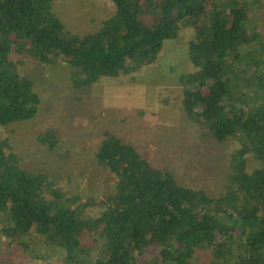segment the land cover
Listing matches in <instances>:
<instances>
[{
	"label": "trees",
	"instance_id": "trees-1",
	"mask_svg": "<svg viewBox=\"0 0 264 264\" xmlns=\"http://www.w3.org/2000/svg\"><path fill=\"white\" fill-rule=\"evenodd\" d=\"M112 2L115 12L97 31L79 33L57 16L54 0H0V127L38 113L40 95L18 67L23 59L65 61L73 87H88L154 63L188 23L196 70L182 78V106L218 142L236 140L224 190L182 185L173 170L153 166L106 129L96 160L116 180L103 200H85L24 168L0 138V245L5 237L4 249L45 261L59 256L61 264H195L201 250L210 264H264V45H253L261 36L256 4ZM38 141L54 148L60 140L50 128ZM248 157L257 162L252 169ZM96 204L97 215L90 212ZM32 236L38 248L27 242Z\"/></svg>",
	"mask_w": 264,
	"mask_h": 264
},
{
	"label": "rangeland",
	"instance_id": "rangeland-1",
	"mask_svg": "<svg viewBox=\"0 0 264 264\" xmlns=\"http://www.w3.org/2000/svg\"><path fill=\"white\" fill-rule=\"evenodd\" d=\"M252 1V17L261 33L253 45H264V0ZM53 9L68 29L79 33L97 31L115 12L112 0H54ZM194 34L183 22L179 35L164 42L154 63L129 75L101 77L83 88L73 87L65 61L50 65L23 59L18 67L33 80L41 103L33 119L1 126L0 138H8L24 168L47 173L57 187L85 200H103L116 180L96 160L106 129L133 144L153 166L173 170L182 185L220 194L236 140L218 142L183 109L182 78L196 70L187 52ZM50 128L60 140L54 148L38 141ZM248 162L249 169L257 164L253 157ZM101 209L96 204L90 212L97 215ZM3 242L0 264H61L59 256L46 261L25 258L12 247L4 249L5 237ZM27 242L39 246L35 236ZM195 264H210L208 252L199 251Z\"/></svg>",
	"mask_w": 264,
	"mask_h": 264
}]
</instances>
